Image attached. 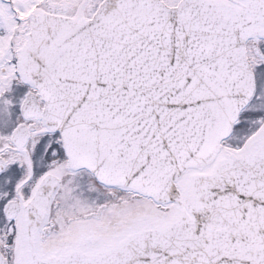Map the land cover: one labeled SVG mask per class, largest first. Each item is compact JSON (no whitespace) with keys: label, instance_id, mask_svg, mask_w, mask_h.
Listing matches in <instances>:
<instances>
[{"label":"snow or ice","instance_id":"1","mask_svg":"<svg viewBox=\"0 0 264 264\" xmlns=\"http://www.w3.org/2000/svg\"><path fill=\"white\" fill-rule=\"evenodd\" d=\"M0 264H264V0H0Z\"/></svg>","mask_w":264,"mask_h":264}]
</instances>
